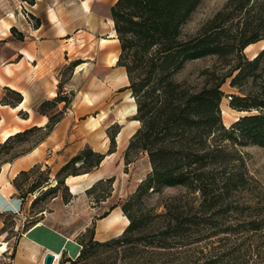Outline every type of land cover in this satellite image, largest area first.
Returning a JSON list of instances; mask_svg holds the SVG:
<instances>
[{
  "label": "rangeland",
  "instance_id": "1",
  "mask_svg": "<svg viewBox=\"0 0 264 264\" xmlns=\"http://www.w3.org/2000/svg\"><path fill=\"white\" fill-rule=\"evenodd\" d=\"M96 1L0 0V76L10 74L5 71V65L22 59L21 55H15L16 47L28 42L30 35L34 37L35 28L41 27L37 35L46 39L66 32L60 39L67 48L66 61L59 64V93L36 104L34 115H47V123L31 125L24 129V133L5 143L0 142V165L38 145L53 125L68 114L74 117L78 115V120L88 119L89 123H84V129L91 131L97 126L93 118L105 111L107 117L99 125V130L94 132L95 137L110 140L117 133L120 126L114 123L115 118L119 119L120 111L132 103L128 93L115 92V97L113 94L108 95V83L104 81L82 82L81 87H85L81 92L79 89L77 92L69 90L70 87H76L74 82L70 83L75 65L83 62L82 58L95 57L100 50L101 53L106 51H102L99 40L107 37V32L114 27L107 23V17H94L92 8ZM84 2L90 4L92 13L85 11ZM108 3L112 6L115 0H109ZM218 15L216 25L225 26L230 32L242 28L246 20H252L254 28L258 19L264 17V0H200L183 24V34H198L203 28H209ZM251 44H254L252 50H242V55L248 60L253 59L254 52H261L264 39ZM76 56L80 59H74ZM233 58V55L226 53L188 60L173 78L178 82H186L192 91H199L211 83L214 76L229 74L235 63ZM27 62L26 59L22 63L27 67L13 64L10 68L14 72L31 68ZM261 71L264 72V57L256 72ZM13 73L11 71V75ZM116 77L120 84L119 76ZM231 78L228 77L221 86L224 96L219 104L221 124L226 129L235 122V116L240 118L257 113L254 109L246 111L233 108L230 105L232 98L228 99V96H243L248 90L258 93L261 81L250 76L241 87H236L231 86ZM120 96L123 100H120ZM18 100L19 95L12 89L0 86L1 104L12 106ZM58 103H61V109H58ZM91 103L95 108L85 111V104ZM74 104L76 112L72 109ZM222 109H228L231 113L228 122L223 119ZM242 111L244 113H240ZM125 121L126 118L122 122ZM133 124L128 123L127 126ZM87 134L85 132L84 136ZM217 143L223 145L225 161L224 164L205 166L212 180L207 181L209 185L205 191L189 189L184 185L146 187L151 166L149 174L135 187L146 171V161L141 156L138 163L115 178L116 183L111 177L97 181L87 192V199L98 206L100 199L110 196L106 203L99 205L98 212L103 213L117 203L138 226L124 238L120 234L108 240L94 239L91 228H88L83 239L82 256L74 260H60V257L58 264H264V146L233 138H225L223 142ZM112 147L110 143L109 149ZM86 149L81 153L80 160L64 169L49 161L50 164L37 163L17 174L14 183L18 193L24 202L31 204L34 200V204L29 205L26 218L19 212L3 214L0 218V241H10L7 252L0 256V264H14L15 242L22 231L35 221L37 210L46 209L47 204L56 197L65 204L73 199L64 182L65 177L92 172L99 167L94 166L96 156H87ZM138 153L137 148L132 149L127 160L134 159ZM231 176L233 180L230 186L223 187L226 178ZM127 219L130 222V218Z\"/></svg>",
  "mask_w": 264,
  "mask_h": 264
},
{
  "label": "trees",
  "instance_id": "2",
  "mask_svg": "<svg viewBox=\"0 0 264 264\" xmlns=\"http://www.w3.org/2000/svg\"><path fill=\"white\" fill-rule=\"evenodd\" d=\"M199 2L116 0L111 7V19L120 50L117 65L125 68L129 81L127 88L137 106L134 119L142 123L130 139L126 160L134 148L147 152L152 171L148 173L146 187L184 185L189 189L205 191L209 185L207 181H212L205 166L224 164L225 161L223 145L217 141L233 138L264 146V72H256L264 57V48L252 60L242 55L247 45L264 39V17L258 19L254 28L253 21L246 20L242 28L230 32L227 27L216 25L218 15L209 28L187 36L183 34L182 26ZM226 53L234 57L231 72L214 76L211 83L199 91H192L186 82L173 78L188 60ZM250 76L254 80H261L259 92L248 90L243 96H231L230 105L238 110L254 109L257 113L240 117L226 129L219 115V104L224 96L221 86L228 77H232L231 86L241 87ZM12 91L19 95L20 101V94ZM22 133L24 131L9 139ZM114 136L110 138L112 146ZM86 150L87 156H96L94 166L98 167L104 155L90 148ZM84 151L69 159L61 169L80 160ZM226 179L223 183L225 188L230 186L233 176ZM115 206H111V209ZM122 210L130 218L121 234L124 238L138 225L123 207ZM82 238H85V234ZM83 239L80 254L75 259L82 256ZM63 258L74 260L65 254L61 255L60 260Z\"/></svg>",
  "mask_w": 264,
  "mask_h": 264
},
{
  "label": "crops",
  "instance_id": "3",
  "mask_svg": "<svg viewBox=\"0 0 264 264\" xmlns=\"http://www.w3.org/2000/svg\"><path fill=\"white\" fill-rule=\"evenodd\" d=\"M111 7L108 3V14L106 16L93 11L94 17L111 18ZM57 28L59 30L63 29ZM40 29L41 27L35 28V36L30 35L28 42L21 43L16 47L17 52L15 55H21L22 59L13 64H21L22 67H27L22 65L27 59V64H30L31 68L14 72L10 68L13 64H8L10 70L14 73L12 75L11 73L1 75L5 84H0V86H6L18 92L21 98L12 106L0 103V136L5 129L17 127L22 132L31 125L46 124L48 121L47 115H37L36 113L34 115L36 104L43 99H51L59 93L57 88L58 77H60L58 75L59 64L66 61L65 51L67 49L66 44L61 41L60 37H64L66 32L52 35L46 39L38 37L37 31H40ZM114 47L119 54V42L114 44ZM99 53L95 57H81L83 62L75 65L71 76L70 83L74 82L76 87H70L69 90L77 92V89H79V92H81L85 87H81L82 82L87 84L89 82L95 83L98 81L100 83L104 81L108 83V90L106 91H109L108 95L113 94L115 97V92L118 94L124 92L131 96V91L127 88L129 81L125 68L118 66L117 60L114 64H108L106 61L108 51L101 53L100 50ZM76 58L78 57L76 56L74 59ZM83 64L85 65L83 69L78 70L79 65ZM116 76H119L120 84H118ZM120 100H123L121 96ZM133 102L135 101L133 100ZM85 105V111L95 108L92 103ZM73 106L72 109L76 112L75 104ZM61 107V103H58V109H61ZM134 117L135 114L126 116L125 123H120L118 117L115 118L114 123L119 124L120 127L114 136V144L111 150L109 149L111 143L109 139L102 140L94 135V132L99 130L101 123L91 131H87L84 129V123H89L88 119L78 120V115L74 117L72 114L61 117L38 145L12 161L3 162L0 165V175L3 173L7 181L5 189L0 186V218L3 214L15 212H19L23 218H26L29 205L34 204V200L30 201L31 204L24 202V198L18 193L14 183L18 173L41 162L50 164L49 161H52L57 167H60L85 148L103 154L104 159L97 169L83 173L84 178L75 182H83L88 177L95 176L94 181L96 182L111 177L116 183L117 179L115 178L121 172H126L130 166L138 163L141 156L146 161V171L135 185L137 187L138 183L150 172L151 167L147 154L142 151L134 159L126 160V150L130 139L139 127V122ZM135 121L137 123L127 126L128 123ZM85 132L88 133L86 136H84ZM71 176L73 175L65 177L64 182L73 199L65 204L60 198L56 197L47 204L46 209L35 212L37 218L22 231L19 239L15 242L14 264H44V257L48 253L59 254V256L65 254L66 257L75 259L80 254L82 248L80 242L88 228H91L90 232L94 239L108 240L120 235L127 227L129 220L117 203L112 204V206L116 205L113 209L109 207L103 213L98 212L99 205L106 203L110 196L100 199L97 202L99 205L96 206L95 203L87 199L89 189L83 190L79 194H72L70 184L67 182ZM105 213L107 215L101 217ZM5 243L9 247L10 241L5 240ZM57 261L58 264L59 260Z\"/></svg>",
  "mask_w": 264,
  "mask_h": 264
},
{
  "label": "bare ground",
  "instance_id": "4",
  "mask_svg": "<svg viewBox=\"0 0 264 264\" xmlns=\"http://www.w3.org/2000/svg\"><path fill=\"white\" fill-rule=\"evenodd\" d=\"M108 2H109V0H97L94 4L92 10L98 14H101V15L103 14L104 16H106V14H108ZM84 7H85L86 12H89V13L91 12V8H90L89 3L84 2ZM52 16L54 17L53 14H52ZM107 23L113 26V20L110 17H108ZM107 33H108L107 37L100 38L99 45L101 46V49L104 48V50L108 51L107 63L108 64H114V63H116V60L118 57V52L115 50L114 44H116L118 42V39H117V35H116V32H115L113 27ZM253 47H254V44H249L245 47V51H250L253 49ZM263 47H264V44L261 46V48H263ZM256 55H257V53L254 52L252 54V58H254ZM81 69H83V65H79L78 70H81ZM5 70L8 73H11L9 65L5 66ZM0 84H2V85L5 84V82L1 78V76H0ZM128 98L130 101H132V103L129 106L124 107L120 111V118H119L120 123H122V121L125 119L126 116L134 115L137 112L136 103L133 102L134 98L132 96H129ZM87 100H89V99H87ZM12 110H14V108H12ZM240 113H244V111H242ZM222 116H223V119L225 120V122H228L231 118V113L228 109H222ZM106 117H107V115H106L105 111L100 112L98 114L97 118H93L94 125H98L99 123L103 122ZM238 119H239L238 116L234 117V121H236ZM132 123H137V122L135 121ZM20 130L21 129H18L17 127H14L12 129L3 130L1 133V136H0V142L5 143L10 138V136L15 135L16 133L20 132ZM83 175L84 174L77 175V176H71L68 178L67 182L70 184V188H71L70 192L72 194H79V193L83 192V190L90 189L95 184V182H96V181H94L95 176H90V177H88V179L86 181H83V182H75L81 178H84ZM6 185H7V181L4 177V174L2 173L0 175V186L2 187V189H5ZM43 189H47V187H44ZM126 221L128 222L127 219H126ZM6 251H7V245L5 243V240L2 239L0 241V256H2V254L5 253ZM55 256H56V261L54 262V264H57V262H58L57 260L60 258V256H59V254H57Z\"/></svg>",
  "mask_w": 264,
  "mask_h": 264
},
{
  "label": "water",
  "instance_id": "5",
  "mask_svg": "<svg viewBox=\"0 0 264 264\" xmlns=\"http://www.w3.org/2000/svg\"><path fill=\"white\" fill-rule=\"evenodd\" d=\"M54 263V254L48 253L44 257V264H53Z\"/></svg>",
  "mask_w": 264,
  "mask_h": 264
},
{
  "label": "built area",
  "instance_id": "6",
  "mask_svg": "<svg viewBox=\"0 0 264 264\" xmlns=\"http://www.w3.org/2000/svg\"><path fill=\"white\" fill-rule=\"evenodd\" d=\"M231 96H228V99H231ZM62 255V254H61ZM61 257V256H60ZM54 260H56V256L54 255Z\"/></svg>",
  "mask_w": 264,
  "mask_h": 264
}]
</instances>
